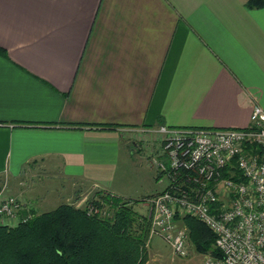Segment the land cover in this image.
Masks as SVG:
<instances>
[{
  "label": "crops",
  "instance_id": "obj_1",
  "mask_svg": "<svg viewBox=\"0 0 264 264\" xmlns=\"http://www.w3.org/2000/svg\"><path fill=\"white\" fill-rule=\"evenodd\" d=\"M246 1L0 0V189L37 213L148 198L165 183L117 175L139 150L162 181L142 129L246 127L264 110V6Z\"/></svg>",
  "mask_w": 264,
  "mask_h": 264
},
{
  "label": "built area",
  "instance_id": "obj_2",
  "mask_svg": "<svg viewBox=\"0 0 264 264\" xmlns=\"http://www.w3.org/2000/svg\"><path fill=\"white\" fill-rule=\"evenodd\" d=\"M246 127L160 124L152 163L164 188L145 200L148 235L162 236L178 255L188 253L182 217L194 216L214 233L221 255L197 264H264V110L254 104ZM257 144L260 151L248 148ZM35 211L0 189V218L13 224Z\"/></svg>",
  "mask_w": 264,
  "mask_h": 264
},
{
  "label": "trees",
  "instance_id": "obj_3",
  "mask_svg": "<svg viewBox=\"0 0 264 264\" xmlns=\"http://www.w3.org/2000/svg\"><path fill=\"white\" fill-rule=\"evenodd\" d=\"M246 6L262 7L264 0H247ZM248 148L260 151L257 144ZM136 200L146 198L96 190L83 206L62 202L13 224L0 218V264H145L150 219L148 211L133 207ZM181 220L195 251L221 255L203 221L190 215Z\"/></svg>",
  "mask_w": 264,
  "mask_h": 264
},
{
  "label": "rangeland",
  "instance_id": "obj_4",
  "mask_svg": "<svg viewBox=\"0 0 264 264\" xmlns=\"http://www.w3.org/2000/svg\"><path fill=\"white\" fill-rule=\"evenodd\" d=\"M127 144L131 146V142H127ZM128 154L129 157L124 163L120 164L117 170V175H120L118 178L120 180V183L118 182L120 187L137 194H145L156 187H161L165 183V178L160 183H156L153 179V168L150 158H146L139 150H134L133 152L128 150ZM92 191L93 189H91V193H88L89 196L92 194ZM51 204L48 203L47 207ZM103 207L106 209L108 205L104 204ZM133 207L140 212H147V208L142 200L133 202ZM146 245L148 259L145 264H197L203 255V253H198L194 250L190 240L188 242V253L184 256L178 255L172 251L167 240L157 234H149L146 239Z\"/></svg>",
  "mask_w": 264,
  "mask_h": 264
}]
</instances>
